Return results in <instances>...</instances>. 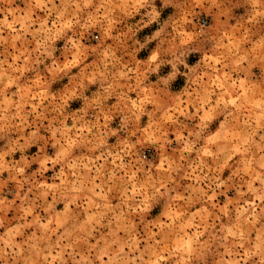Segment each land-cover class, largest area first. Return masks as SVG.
Masks as SVG:
<instances>
[{"label": "clouds", "instance_id": "9594fccd", "mask_svg": "<svg viewBox=\"0 0 264 264\" xmlns=\"http://www.w3.org/2000/svg\"><path fill=\"white\" fill-rule=\"evenodd\" d=\"M0 264H264V0H0Z\"/></svg>", "mask_w": 264, "mask_h": 264}, {"label": "rangeland", "instance_id": "374dc122", "mask_svg": "<svg viewBox=\"0 0 264 264\" xmlns=\"http://www.w3.org/2000/svg\"><path fill=\"white\" fill-rule=\"evenodd\" d=\"M142 55H143V54H142ZM165 71H167V69H166Z\"/></svg>", "mask_w": 264, "mask_h": 264}]
</instances>
